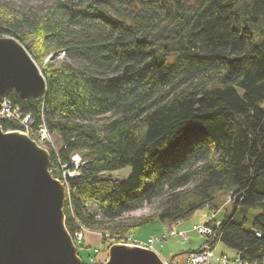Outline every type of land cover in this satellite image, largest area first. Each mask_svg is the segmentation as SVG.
Returning a JSON list of instances; mask_svg holds the SVG:
<instances>
[{"label": "trees", "instance_id": "trees-1", "mask_svg": "<svg viewBox=\"0 0 264 264\" xmlns=\"http://www.w3.org/2000/svg\"><path fill=\"white\" fill-rule=\"evenodd\" d=\"M0 35L37 61L35 39L64 51L41 68L44 96L8 97L34 127L58 133L52 167L82 156L64 206L73 237L83 227L122 236L155 219L175 223L220 209L228 195L235 210L221 219L220 240L264 264V210L248 215L264 209V0L0 3ZM125 166L123 179L102 176ZM155 201L154 212L123 217Z\"/></svg>", "mask_w": 264, "mask_h": 264}, {"label": "water", "instance_id": "water-1", "mask_svg": "<svg viewBox=\"0 0 264 264\" xmlns=\"http://www.w3.org/2000/svg\"><path fill=\"white\" fill-rule=\"evenodd\" d=\"M11 90L25 99L38 98L46 94L47 83L22 42L0 35V106ZM50 164L48 148L0 123V264H81L66 226L65 185L50 172ZM101 264L165 261L152 248L114 242Z\"/></svg>", "mask_w": 264, "mask_h": 264}, {"label": "rangeland", "instance_id": "rangeland-1", "mask_svg": "<svg viewBox=\"0 0 264 264\" xmlns=\"http://www.w3.org/2000/svg\"><path fill=\"white\" fill-rule=\"evenodd\" d=\"M51 0H0V3H8L9 6L18 7L25 4L33 5L34 7H40L42 5H45L47 3H50ZM34 41V47L35 50L38 52V54L41 52V59L36 60L37 64L40 68L43 66L50 64V63H59L64 58V51H56V52H45L44 46L40 45L38 42V39H35ZM6 97V96H5ZM4 98V97H3ZM2 98V99H3ZM1 99V100H2ZM45 142L42 141L41 145L48 148L53 149V151L59 156V150L61 147V141L59 138L58 133L54 132L51 133L49 140ZM72 155V154H71ZM71 158V164L72 167H69L71 170L76 169L79 173V167L83 163V159L81 154L80 160L76 163ZM61 161V160H60ZM56 162L54 164L55 170L57 173L62 174V165L64 164L63 161ZM131 171L130 166H125L119 170L112 171V172H104L102 176H110L115 179H123ZM76 173L75 175H77ZM53 174V173H52ZM55 175V174H54ZM56 177V176H55ZM74 177V176H73ZM63 181V180H61ZM67 196L70 192L69 187V180H68V187L66 189ZM65 192V196H66ZM226 196V195H225ZM225 203L224 206H222L220 209L216 210L215 212V219L220 220L225 215H231L234 211V198H230V196L227 195V201L226 197L224 198ZM156 201L153 203H145L142 206L126 212L123 217L128 218L132 216H140V215H146L150 214L155 211L156 209ZM88 208L90 210L96 209V204L94 202H91L88 204ZM264 209H251L248 212L249 216H253L256 212L261 211ZM210 209L205 207L196 210L188 219L180 220L175 223L171 222H163L158 219H155L153 221H150L148 223H145L143 225L137 226L133 230L122 234V236H116L115 234H110L107 232H100L95 231L92 229H84V233L81 238H83L81 241L77 242V251L78 254L82 258V262L84 261L87 264H101L103 263L108 256V247L110 244L114 242H122V240H125V237H130L131 239H135L138 241H144L148 237L156 238V241L154 242V249L159 253V255L163 259H174L175 262H181L186 259L187 251L191 249H198L204 242L205 238L202 234L198 232L197 229L194 228L195 224L202 223L210 213ZM242 212L241 210H237L236 217L241 218ZM173 226L176 230H185L186 231V237L181 236L179 233H174L169 235V227ZM102 235L104 238H102ZM163 235H166V238H162ZM121 240V241H120ZM216 251L218 254H225L227 256H234L236 254L235 250L227 245H225L221 240L217 242V248ZM81 262V263H82Z\"/></svg>", "mask_w": 264, "mask_h": 264}, {"label": "built area", "instance_id": "built-area-1", "mask_svg": "<svg viewBox=\"0 0 264 264\" xmlns=\"http://www.w3.org/2000/svg\"><path fill=\"white\" fill-rule=\"evenodd\" d=\"M0 118L6 119H14L18 121L21 125L22 131L29 134L32 138H34L39 144L42 143L44 140L50 138L51 132L47 128L44 123H40L37 127H34V117L30 113L23 114L18 105L14 104L9 97H4L1 100L0 106ZM72 160L76 163L80 160V155L78 153H73ZM59 162L62 163L59 159ZM62 165V174L59 173L60 176H56L67 183L69 178L75 176L78 171L76 169H70L68 164L64 162ZM51 173L56 171L54 168L55 166H51ZM55 176V175H54ZM68 187V186H66ZM215 210H211L208 214L206 220L203 223L195 224L194 228L198 230V232L205 237V241L203 242L202 246L199 249L191 250L187 253L186 259L181 262H175L174 260L170 259H163L165 264H255V262H250L241 257L239 253H236L234 256H226L222 254L216 253V246L217 242L220 240V235L217 233V229L221 223L220 220L215 219ZM179 233L181 236L186 237L185 230H176L172 225L169 227V235ZM82 237V232H76V238L80 240ZM162 238H166V235H163ZM128 241L132 242L133 244L145 246L148 248L154 249V242L156 238H148L144 241H138L135 239H131L127 236L125 237L124 242ZM155 250V249H154Z\"/></svg>", "mask_w": 264, "mask_h": 264}, {"label": "bare ground", "instance_id": "bare-ground-1", "mask_svg": "<svg viewBox=\"0 0 264 264\" xmlns=\"http://www.w3.org/2000/svg\"><path fill=\"white\" fill-rule=\"evenodd\" d=\"M6 97H8V95H7ZM0 119H3V118H0ZM8 130H12V129H8ZM49 151H50V149H49ZM76 153H77V152H76ZM78 154H79V153H78ZM50 167H51V164H50ZM50 167H49V170H50V172H51V168H50ZM59 179H60V178H59ZM62 182L64 183V185H65V190H66V189H67L66 186H68L67 183L64 182V181H62ZM65 192H66V191H65ZM66 195H67V192H66ZM65 198H66V196H65ZM205 220H206V219H205ZM205 220H204V221H205ZM204 221H203V222H204ZM203 222H202V223H203ZM66 226H67V225H66ZM84 229H88V228L83 227L82 230H80V231L82 232V235H83V233H84ZM95 231H96V230H95ZM77 232H78V231H77ZM72 237H73V236H72ZM203 237H204V235H203ZM148 238H151V237H148ZM148 238H147V239H148ZM204 238H205V237H204ZM73 239H74V242H75V244H76L77 242L81 241L83 238H80V240H78V239L76 238V233H75ZM120 241H121V240H120ZM204 241H205V240H204ZM117 242H119V241H117ZM122 242H124V240H122ZM126 242L128 243V241H126ZM129 243H132V242H129ZM132 244H133V243H132ZM76 246H77V245H76ZM201 246H202V245H201ZM201 246H200V247H201ZM200 247H199V248H200ZM199 248H198V249H199ZM216 248H217V246H216ZM191 250H196V249H191ZM191 250H189V251H191ZM189 251H187V253H188ZM216 253H217V251H216ZM222 255H225V254H222ZM226 256H227V255H226ZM170 260H174V259H170Z\"/></svg>", "mask_w": 264, "mask_h": 264}]
</instances>
